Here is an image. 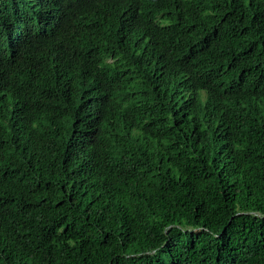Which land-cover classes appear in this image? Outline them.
<instances>
[{"label": "trees", "instance_id": "16d2710c", "mask_svg": "<svg viewBox=\"0 0 264 264\" xmlns=\"http://www.w3.org/2000/svg\"><path fill=\"white\" fill-rule=\"evenodd\" d=\"M0 264H264V0H0Z\"/></svg>", "mask_w": 264, "mask_h": 264}, {"label": "bare ground", "instance_id": "6f19581e", "mask_svg": "<svg viewBox=\"0 0 264 264\" xmlns=\"http://www.w3.org/2000/svg\"><path fill=\"white\" fill-rule=\"evenodd\" d=\"M175 45V44H174Z\"/></svg>", "mask_w": 264, "mask_h": 264}]
</instances>
